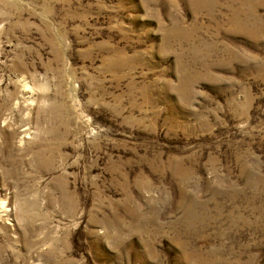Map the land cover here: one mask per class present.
<instances>
[{
    "label": "rangeland",
    "instance_id": "rangeland-1",
    "mask_svg": "<svg viewBox=\"0 0 264 264\" xmlns=\"http://www.w3.org/2000/svg\"><path fill=\"white\" fill-rule=\"evenodd\" d=\"M0 264H264V0H0Z\"/></svg>",
    "mask_w": 264,
    "mask_h": 264
},
{
    "label": "bare ground",
    "instance_id": "bare-ground-1",
    "mask_svg": "<svg viewBox=\"0 0 264 264\" xmlns=\"http://www.w3.org/2000/svg\"><path fill=\"white\" fill-rule=\"evenodd\" d=\"M26 86H28V85L26 84ZM6 120H7V119H6ZM6 120H5V121H6ZM66 189H67V188H66ZM61 193H63V192H61ZM64 195H65V194H64ZM67 196H68V195H67ZM66 198H67V197H66ZM4 206H5V205H4ZM3 212H4V209H3ZM5 212H6V211H5Z\"/></svg>",
    "mask_w": 264,
    "mask_h": 264
}]
</instances>
